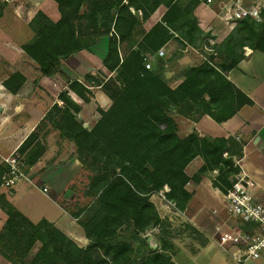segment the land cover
Instances as JSON below:
<instances>
[{"label": "trees", "instance_id": "obj_1", "mask_svg": "<svg viewBox=\"0 0 264 264\" xmlns=\"http://www.w3.org/2000/svg\"><path fill=\"white\" fill-rule=\"evenodd\" d=\"M54 1L60 20L53 22L38 12L30 23L34 38L23 45V51L38 65L41 77L52 78L60 74L63 61L109 38V51L98 73L87 75L83 83L69 81L68 87L85 103L92 95L89 88L101 87L111 106L98 110L100 119L88 130L77 118L81 107L68 92H61L12 159L34 167L47 151L45 140L50 130L74 143L90 179L85 195L91 199L88 205L93 211L81 225L93 244L80 248L52 223H32L7 200V194L0 193V211L7 216L0 231V255L9 264H175L151 197L168 187L167 198L184 212L191 198L185 187L198 179L190 178L186 169L196 158L204 161L200 175L218 170L213 186L226 194L240 172L235 160L243 156V142L235 138L209 140L196 133L180 137L176 117L196 120L209 116L223 123L242 107L253 106V101L228 80L227 73L244 58L245 48L264 54V11L261 21L245 18L238 22L218 45L230 62L216 68L207 61L205 52V42L212 38L198 27L194 14L205 0ZM161 5L167 8L162 21L145 32L142 22ZM174 34L195 48L201 45L205 60L184 70V80L172 89L163 69H153L152 64L153 70H148L145 60L156 58ZM125 43L129 51L122 57L120 47ZM24 81L20 74H13L4 87L16 94ZM6 168L0 165V175ZM127 226L141 239L138 246L128 238L120 240ZM155 226L161 229L158 248L150 249L142 237ZM183 232L199 239L188 223ZM36 245L39 247L33 252Z\"/></svg>", "mask_w": 264, "mask_h": 264}, {"label": "crops", "instance_id": "obj_2", "mask_svg": "<svg viewBox=\"0 0 264 264\" xmlns=\"http://www.w3.org/2000/svg\"><path fill=\"white\" fill-rule=\"evenodd\" d=\"M229 1L212 0L211 4H207L205 0L194 11L198 27L212 38L210 45H220L236 26L223 8ZM259 3L264 4V0H242L246 8ZM38 12H43L53 22L60 20L58 4L54 0H0V163L13 156L44 119L61 92H68L81 107L77 118L88 130L100 119L98 110H107L111 106V100L101 87L89 88L92 95L88 103L79 99L68 87L69 81L83 83L87 75L98 73L109 51V38H103L89 51H81L63 61L60 74L43 78L38 65L22 49L34 38L30 23ZM166 12L165 6L158 7L142 22V29L149 32L162 21ZM161 49L165 54L154 58V63L163 59V75L172 89L184 80L181 72L200 66L205 60L201 45L195 48L177 34ZM128 51L126 43L120 47L122 57ZM250 51L246 55L244 50V58L227 73V78L253 101V106L242 107L223 123L202 116L196 120L176 119V124L180 137L196 133L209 140L235 138L243 142L240 170L253 183V199L264 206V54ZM17 73L25 81L19 91L12 94L4 87V82ZM45 144L47 151L43 162H48H44L43 171L38 176L33 174L32 182L20 181L12 189L1 190L0 193L7 194V200L32 223L46 220L80 248L87 249L93 244L92 239L87 236L79 218L61 206L58 200L60 196L68 201L73 199L71 186L83 171L76 147L74 143L61 140L59 132L53 131L47 136ZM203 166V159L196 158L187 167V175L193 177ZM214 172H205L198 179L190 180L185 187L191 198L180 218L199 233V239L191 248L188 246L189 249L169 253L175 264H237L231 257V247H222L217 241L222 234L248 231V227L228 215L225 194L213 186L219 176ZM151 201L155 205V200ZM6 219L5 213L0 211V231ZM0 263L5 264L1 256ZM242 264H264V251L259 259Z\"/></svg>", "mask_w": 264, "mask_h": 264}, {"label": "built area", "instance_id": "obj_3", "mask_svg": "<svg viewBox=\"0 0 264 264\" xmlns=\"http://www.w3.org/2000/svg\"><path fill=\"white\" fill-rule=\"evenodd\" d=\"M207 4H211L212 0H206ZM228 6V7H227ZM226 10V16L235 24L245 18H251L256 21H261V13L264 11V4H256L251 8H246L242 4V0H230L228 4L223 6ZM245 54L249 55L251 51L245 48ZM164 51L161 49L156 57H163ZM155 58L148 57L145 60V68L150 70L152 61ZM0 165H6V170L0 175V182L3 188L12 189L20 181L32 182L33 167H28L24 160H14L12 156L3 160ZM235 166L240 168V160H235ZM215 174L218 170H215ZM253 183L246 179L241 173L233 177L232 187L224 195L226 201V211L228 215L240 220V222L248 227V231H238L234 233H225L219 236L218 244L222 247L230 246L231 257L237 264L245 263L249 260L259 259L264 251V206L258 204L253 199L251 188ZM47 192V189L43 190ZM170 192L168 187H164L162 191L155 194L151 199L159 200V207L155 203L156 210L161 219V213H167L182 217L183 211H180L177 204L167 198ZM154 204V203H153ZM171 219V217H170ZM219 230V229H217ZM160 227L155 226L148 229L143 237L147 240H156L153 238L159 234Z\"/></svg>", "mask_w": 264, "mask_h": 264}, {"label": "rangeland", "instance_id": "obj_4", "mask_svg": "<svg viewBox=\"0 0 264 264\" xmlns=\"http://www.w3.org/2000/svg\"><path fill=\"white\" fill-rule=\"evenodd\" d=\"M184 2H186V1H184ZM261 4H263V3H261ZM205 43L208 45V47H207L208 49H205V52L207 53V55H206L207 61L210 63V65H212L216 68L227 67L230 61L227 59V57H225V55H226L225 52L220 51L218 48V45H210V43L208 41H206ZM213 48L215 50H213ZM152 64H153V67H152L153 69L158 67L160 72H161L162 69L164 68L165 63L163 62V59L154 63V59H153ZM153 69H151V70H153ZM181 73H183V72H181ZM182 118H184V117H182L181 115L176 117V119H178L179 121ZM177 128H178V125H177ZM49 130H47V131H49ZM51 131L57 132L54 130H50V132ZM61 140H64V139H61ZM51 142H52V144H54V141H51ZM59 145L60 144L57 142V146H59ZM233 151H235V150H233ZM67 154H69V151ZM44 162L47 164L48 161L45 160ZM44 162H43V158H42L33 167L32 175L34 174V176H38L43 171V169L45 168ZM194 176H196V178H199L201 175H200V173L197 172V174H195ZM89 182H90V179H89L88 173L85 171H82L80 173L79 177L76 179L75 183L71 186V190L74 193L73 199L68 201L62 196H60L58 198L59 202L62 203L63 206L67 210H69L72 214H75V215L79 214L78 218H79L80 223H82V224L86 223L88 221V219L92 215V211H93V206L88 205V202H90L91 199L87 198L85 195L87 192V186H88ZM1 190H7V189L3 188V186L0 182V191ZM158 202H159V200L156 199L155 203L157 204V207H159ZM158 215H159V213H158ZM161 216L164 218V219H161L162 221H164V222L161 221V224H162L164 234H165L164 240L167 242V247L169 248L168 254L169 253H173V254L175 253L176 254L180 250L182 252V249H189V247L191 248L193 246V244H197V242H198L197 237H190V236H188V233H184V232L182 233V227L185 223L183 222V220L180 217L173 216L169 213H167L166 215L161 213ZM170 217H171V219H170ZM165 220H167V222H165ZM123 232H124V235H123L124 237L120 238L121 241L129 239V241L136 244V246H138V244L142 243L141 239L136 235V233H134L132 228H130L128 226L124 227V229H122V233ZM158 237H159V234L155 235L153 238L158 239ZM142 238L145 241L147 240L144 237H142ZM154 241H156V240H154ZM146 242L150 243V245H149L150 249L158 248V243L152 242V239L150 241L147 240ZM151 242H152V246H151ZM142 246H143V244H142ZM38 247H39V245H36L33 252H36ZM144 249H146V248H144ZM100 254L101 253L99 252V255ZM0 264H4V263H0ZM5 264H9V263H7V261H5Z\"/></svg>", "mask_w": 264, "mask_h": 264}]
</instances>
